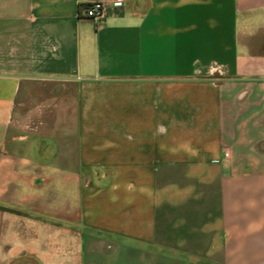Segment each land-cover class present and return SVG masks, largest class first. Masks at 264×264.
Instances as JSON below:
<instances>
[{
	"label": "crops",
	"instance_id": "crops-1",
	"mask_svg": "<svg viewBox=\"0 0 264 264\" xmlns=\"http://www.w3.org/2000/svg\"><path fill=\"white\" fill-rule=\"evenodd\" d=\"M106 1L0 0V264H264V0Z\"/></svg>",
	"mask_w": 264,
	"mask_h": 264
},
{
	"label": "built area",
	"instance_id": "built-area-1",
	"mask_svg": "<svg viewBox=\"0 0 264 264\" xmlns=\"http://www.w3.org/2000/svg\"><path fill=\"white\" fill-rule=\"evenodd\" d=\"M109 2L106 0H90V2L80 10V19L102 21L107 17ZM215 73L220 71L218 66L214 67ZM228 156V154H226Z\"/></svg>",
	"mask_w": 264,
	"mask_h": 264
}]
</instances>
